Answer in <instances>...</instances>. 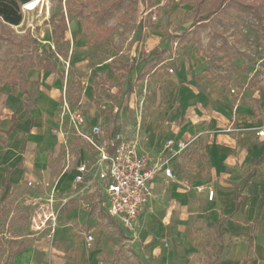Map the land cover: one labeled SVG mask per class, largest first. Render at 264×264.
<instances>
[{"label":"rangeland","instance_id":"obj_1","mask_svg":"<svg viewBox=\"0 0 264 264\" xmlns=\"http://www.w3.org/2000/svg\"><path fill=\"white\" fill-rule=\"evenodd\" d=\"M114 1L117 0H74L72 12H68L67 0H43L32 11L21 4V25L11 28L9 38L0 34V101L2 87L12 86L14 79L22 82L23 74L27 77L29 70L21 59L34 49L31 41L35 40L39 55H52L59 74L69 82L65 87L69 92L66 101L70 110L84 119L79 131L87 136L92 127H99L101 136L93 139L104 147L117 130L120 136L139 140L141 154L151 162L162 158L174 171V180L162 183L163 196L151 198L132 230L117 229L106 221L112 228L108 233H113L107 236L111 240L104 242L109 243L105 252L108 264H221L225 258L226 264H243L246 259H250L248 264H264V200L246 201L244 194L245 182L246 186L264 183V162L239 165V174L234 171L226 175V213L233 211L237 193L239 197L243 195L240 212H244L227 221L225 233L218 226L223 213L218 194L208 187L216 176L207 165L202 143L195 139L206 128L205 115L199 113L200 94H195L198 88L208 99H225L231 110L240 106L252 112L258 125L249 133L258 137L264 130V24L260 25L253 13L233 10L210 18L197 30L196 39L192 31L197 0H119L113 10L104 14ZM80 12L82 16L76 18ZM62 15L67 27L64 33L59 27L56 39L50 21L53 18L57 25ZM28 30V44L20 46L18 42L24 41ZM185 31L191 33V41L180 43L178 37ZM103 34L104 39L98 42ZM152 52H160L165 61L140 80L144 61L158 60L157 55L149 57ZM177 56L195 61L193 77L190 73L176 75L173 70L180 67L179 60H167ZM65 116L71 144L78 151L85 149L87 162L96 159L97 150L74 136L77 129L70 124V115ZM236 116L230 120L235 127ZM231 123H226V132L231 133ZM186 126L193 129L191 134L186 133ZM178 130L182 138L170 140ZM168 141L174 142L172 148H167ZM253 172H258L257 176H252ZM159 183L153 182L151 196ZM94 197L103 205V196L95 193L88 199ZM5 198L1 195L0 199ZM28 200L16 204L14 197H9L16 210L7 220L11 226H5L8 235L24 232V221L19 217L26 216L23 209L33 207L27 205ZM12 216L15 220L11 222ZM145 228L149 229V235L145 234L147 244L139 242V238L133 244L130 238L138 237ZM219 235L225 237L220 239ZM222 245L225 250L219 253Z\"/></svg>","mask_w":264,"mask_h":264},{"label":"crops","instance_id":"obj_2","mask_svg":"<svg viewBox=\"0 0 264 264\" xmlns=\"http://www.w3.org/2000/svg\"><path fill=\"white\" fill-rule=\"evenodd\" d=\"M179 58H171L167 63L179 60L180 67L175 66L173 70L176 75L183 77L185 73H190L193 77L195 61ZM26 78L29 84L25 86V90L19 86L2 87L0 101V195L6 197L9 194L14 197L16 204L28 199L40 204V208L24 205L26 209L23 212H26L28 223L23 225L24 232L15 236L27 249L13 260V264H108L110 259L109 256L105 257V252L109 243L104 242L110 241L107 236H112L113 233H108L112 228H108L106 221H110L117 229L114 221L121 227L122 225L109 215L105 191L101 185L84 192L82 187L75 184L78 167L88 161V155L84 153L85 149L78 151L68 137L65 119L67 113L62 103L69 93L65 89L69 82H65L64 74L60 75L58 70L51 73L31 69ZM195 92L200 94L202 101L199 103V113L206 118V128L201 129L195 139L202 143L207 165L210 166L212 176H216L214 181L212 179L208 183V187L216 190L218 203L223 206L219 221L224 219L222 229L226 233V215L233 213L236 196L239 195L237 193L234 197L233 211L227 214L226 177L233 175L234 171L239 174V165L251 162L256 165L255 161L264 155V139L249 133L258 124L254 122L252 112H248L247 108L236 106L231 110L225 99H208L199 88ZM235 115L238 118L236 127L230 122ZM226 123H231V133L226 132ZM190 127L186 126L187 134L193 132ZM232 128L235 134L232 133ZM178 132L179 130L177 137L175 135L170 140H180L183 133ZM150 135L154 136L155 133ZM74 136L82 142V137L77 134ZM139 147L142 153L140 144ZM164 180L162 173L155 179L160 183L151 198L158 199L163 196ZM244 184L246 201L254 200L257 203L264 200V183L254 186H246V182ZM95 193L103 196V205L95 197L88 199ZM241 199L243 201V195ZM50 200H54L55 206L61 208L56 229L54 232L48 229L44 233H37L34 231L32 219L40 217V212L45 210L42 208ZM96 205L99 206L98 210ZM243 212L239 211L235 216H243ZM103 214L109 218H105ZM145 234L149 235V229H143L138 237L133 235L134 239L130 240L135 244L136 238H139V242L147 244ZM88 236H93L92 242H88ZM224 237L225 235L222 239ZM220 248L219 253H223L225 247L223 246L222 251ZM221 264H226V258Z\"/></svg>","mask_w":264,"mask_h":264},{"label":"built area","instance_id":"obj_3","mask_svg":"<svg viewBox=\"0 0 264 264\" xmlns=\"http://www.w3.org/2000/svg\"><path fill=\"white\" fill-rule=\"evenodd\" d=\"M200 56L204 58L203 54ZM63 105L66 113L70 115V124L77 129V134L97 150L96 159L86 161L78 167L76 186L82 187L86 192L101 184L102 190L105 191L109 215L123 228L132 230L147 208L155 179L162 173L165 181L170 182L174 180V171L162 158L153 163L142 155L137 139L129 140L120 135L115 137L113 134L111 142L100 147L93 137L100 138L101 129L92 127L90 135H84L78 130V127L84 124L83 117L70 110L66 97ZM258 137L264 138V130L258 133ZM173 146L174 142L168 141L167 148ZM180 147L185 148V145L180 144ZM211 195L213 198L214 193ZM54 202L50 200L40 217L32 219L33 228L38 233H44L48 229L55 231L60 210ZM27 205L40 208V204L32 201H28ZM87 240L92 242L93 236H88Z\"/></svg>","mask_w":264,"mask_h":264},{"label":"trees","instance_id":"obj_4","mask_svg":"<svg viewBox=\"0 0 264 264\" xmlns=\"http://www.w3.org/2000/svg\"><path fill=\"white\" fill-rule=\"evenodd\" d=\"M103 1V0H100ZM74 0H67L68 4V12H72L70 7L71 4H73ZM120 1H114L111 2L105 9H104V14H107L110 10H113L116 5ZM204 5H207L205 8H203ZM236 11L238 13H253L259 21L260 25L264 24V0H197V10L193 13L194 16V30L192 31V35L194 38H198V33L197 30L205 24L210 18L216 17L219 15H223L225 12L228 13L230 11ZM207 14L206 16L203 14ZM82 16V12L75 14V17ZM85 17V16H84ZM0 20H1V36L4 38H9L11 37V31L12 27H17L21 25L23 21V15L21 12V4L18 0H0ZM50 24L52 25V28H54V33L53 36L57 39L59 37V27H61V33H64L66 30V18L64 15H62L59 19V24L55 25L54 19L52 18L50 21ZM190 32L185 31L181 36H179V42L180 43H185V42H190ZM27 36L24 38V41L18 42V44L21 46H26L28 44L27 38H30V31L28 30ZM104 34L99 36L97 39L98 42H101L104 39ZM30 42V41H29ZM31 43L34 44V49L31 51L27 52L26 55L22 57L21 60L25 62V67L28 70L31 69H37L39 71H49L51 73H56L57 72V67L56 64L53 61L52 55H48L47 53H43L42 55H39L38 53V47L36 46L37 43L35 40H32ZM36 44V45H35ZM157 55L158 60L156 59H146L144 61V65L142 66V69L139 73L140 80H145V78L152 73L160 64H162L165 59L160 58V52L155 53L152 52L149 54V57H153ZM160 55V56H159ZM22 74V73H21ZM137 77V78H138ZM22 82H18L17 79H14V82L11 83L13 84L12 86H19L20 89L25 90V86L29 84L26 78V74H23L21 76ZM115 137L120 135L119 131H115ZM264 162V155L260 157L258 160L255 161L256 165H259ZM257 172L253 174V176H256ZM9 197L10 195L8 194L4 200L0 199V218L3 220L2 223H0V264H13V260L19 256L23 251L27 249V246L23 243L20 242L17 237L14 235H8V231H5V226L6 228H9L11 226L10 224H7L8 217L12 215V213L16 210L13 207V203L9 202ZM1 198V195H0ZM236 204H235V209L233 213L230 215H226V223L227 220L232 219L235 214H237L240 211L241 205L243 203L241 197L238 195L236 196ZM8 210L9 213L6 214L5 210ZM23 212V211H22ZM26 214L23 212V215ZM8 215V216H7ZM22 215V216H23ZM14 216L11 219V222L14 221ZM20 221H24L23 225H26L28 223V218L25 216L23 219L22 217H19ZM224 219H221L218 222V226L223 228L224 226ZM114 224L122 229V227L114 221ZM223 235H219V238L222 239ZM251 249V246L249 247ZM223 250V246L220 248V251ZM250 262V259H246L243 264H248Z\"/></svg>","mask_w":264,"mask_h":264},{"label":"bare ground","instance_id":"obj_5","mask_svg":"<svg viewBox=\"0 0 264 264\" xmlns=\"http://www.w3.org/2000/svg\"><path fill=\"white\" fill-rule=\"evenodd\" d=\"M43 0H34L32 1L31 3L27 4L25 6V9L28 11H32V10H35L39 7L40 3L42 2Z\"/></svg>","mask_w":264,"mask_h":264},{"label":"water","instance_id":"obj_6","mask_svg":"<svg viewBox=\"0 0 264 264\" xmlns=\"http://www.w3.org/2000/svg\"><path fill=\"white\" fill-rule=\"evenodd\" d=\"M18 1H19L20 4H22V5H27V4L31 3L32 1H34V0H18Z\"/></svg>","mask_w":264,"mask_h":264}]
</instances>
